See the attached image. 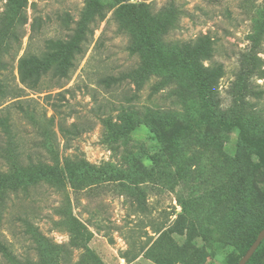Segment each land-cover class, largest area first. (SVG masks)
<instances>
[{"label":"rangeland","instance_id":"1","mask_svg":"<svg viewBox=\"0 0 264 264\" xmlns=\"http://www.w3.org/2000/svg\"><path fill=\"white\" fill-rule=\"evenodd\" d=\"M92 1L26 0L20 21L11 0H0V44L15 48L8 69H0L11 86L0 108L19 99L39 117L55 115L50 128L58 145L43 153L64 171L59 184H29V196L19 188L4 216L11 222L12 212L38 213L43 238L30 252L32 264H190L198 255L202 264H237L264 224V0H129L154 45L115 0H98L85 21ZM78 34L88 49L68 80L58 85L48 75L36 91L19 82L17 58L25 50L47 52L48 41ZM195 47H210L222 65L214 109L187 69ZM110 75L120 84L101 83ZM10 110L24 146L45 141L50 148L42 128ZM61 118L82 127L68 147L57 128ZM59 206L82 220L88 243L55 227L63 219ZM18 224L1 229L16 255L0 254V264H24ZM255 263L264 264V245Z\"/></svg>","mask_w":264,"mask_h":264},{"label":"trees","instance_id":"2","mask_svg":"<svg viewBox=\"0 0 264 264\" xmlns=\"http://www.w3.org/2000/svg\"><path fill=\"white\" fill-rule=\"evenodd\" d=\"M120 3V8L135 24V26L142 31V35L149 41V44L154 45L150 39V33L142 17L136 11L134 5L129 0H115ZM99 5L98 0H93L85 11V21L92 19L93 14L97 10ZM11 11L16 18H23V12L26 7V0H11ZM264 30V26H261ZM1 31V29H0ZM84 34V31H81ZM82 34V33H81ZM77 38H72L69 41L62 42L48 41L52 43V47H48L47 52L42 51L39 54L33 53L29 50H25L22 55L17 58V74L19 82L27 89L36 91L42 87L45 78L50 75V80L56 81L60 85L61 80H68L72 72L76 69L78 60L84 56L88 47L81 45L83 35H79ZM16 41L18 38L15 39ZM259 41V35L254 40V47H257ZM2 48L0 51V69L7 70L9 65V54L15 48L11 42H2L0 44ZM20 46H17L16 52L20 50ZM156 48V47H153ZM8 58H4L5 56ZM17 56V53L14 54ZM213 52L207 47H195L192 51L191 61L187 65L188 71L192 74L197 88L201 96L205 99L209 109H214L213 106V93L215 88L219 85L220 79L223 76L222 65L213 60ZM12 60L15 58H11ZM253 60H256V56H252ZM207 61L209 63L205 64ZM162 63L167 66L175 67V63L163 60ZM217 63V64H216ZM255 65H257L255 63ZM0 70V98H5L11 94V86L8 77L3 75ZM119 77L106 76L101 80L107 88L112 85L120 84ZM156 92V84L151 86L150 95L147 101L152 102L151 96ZM63 96L62 93H58L57 97ZM50 99V95H47ZM61 99V98H60ZM28 106H30L28 104ZM27 105L23 104L19 99L10 105L0 108V254L2 257L13 258L15 257V251L12 241L6 239L7 237L1 233V229L4 223H7L10 231L11 227H14L15 221H17L21 234H23V247L24 252L19 256L20 261L24 264H32L30 260V252L39 250V245L43 238L39 227L35 224L34 218H38V213L30 210H21L12 212V221L10 222V213L4 216V211L7 208V203L12 197L18 198L21 193L18 189L29 196L30 191L27 189L29 184H39L42 179L53 180L55 183H60L63 180L64 171L55 165V163H49L47 157L44 155L43 150L50 154L55 151L57 147V135L55 131L51 130L50 126L54 125V116L49 118L39 117V114L35 109H30ZM53 109L56 113H59L60 105L53 104ZM14 107L21 111L22 116L26 122L33 125H37L38 128H42L41 137L43 139L51 138L52 145L46 147L43 141L40 144H31L29 147L24 146L20 140V136L16 129L15 124L12 122V115L10 108ZM216 121L222 123L226 120L221 117L215 118ZM50 128V129H49ZM60 136L64 138V145L69 146L70 142L80 135L82 127L76 122L67 124L62 118L57 124ZM241 128V127H240ZM49 129V130H48ZM45 132H48L47 135ZM241 132H243L241 128ZM56 179V180H55ZM10 209V208H9ZM55 213L62 215L63 219L54 223L55 227L65 226L70 233V237L74 240L79 239L84 243H88L91 239V234L86 231L85 224L82 220L72 211H67L65 206H59L55 209ZM54 222V221H53ZM264 227V224L258 229L257 233L251 238L248 245L245 248V252L255 240L258 232ZM15 234V232H12ZM6 237V238H5ZM48 240V238H47ZM264 245V239L259 244L258 248ZM257 248V249H258ZM255 250V252L257 251ZM37 252V251H36ZM246 262L251 264L253 256ZM242 255V256H243ZM201 257L198 255L195 259H189L190 264H202ZM256 264V263H255Z\"/></svg>","mask_w":264,"mask_h":264},{"label":"water","instance_id":"3","mask_svg":"<svg viewBox=\"0 0 264 264\" xmlns=\"http://www.w3.org/2000/svg\"><path fill=\"white\" fill-rule=\"evenodd\" d=\"M264 239V227L258 232L255 240L250 245V247L247 249L245 254L240 258L237 264H246V262L250 259V257L253 255L255 250L258 248L261 241Z\"/></svg>","mask_w":264,"mask_h":264}]
</instances>
